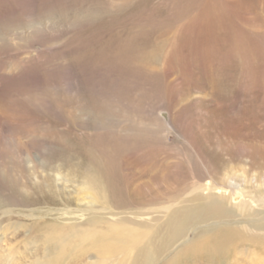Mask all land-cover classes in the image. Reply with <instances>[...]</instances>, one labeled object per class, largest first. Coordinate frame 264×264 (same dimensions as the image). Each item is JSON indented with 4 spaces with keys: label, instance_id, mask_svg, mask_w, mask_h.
I'll list each match as a JSON object with an SVG mask.
<instances>
[{
    "label": "rangeland",
    "instance_id": "1",
    "mask_svg": "<svg viewBox=\"0 0 264 264\" xmlns=\"http://www.w3.org/2000/svg\"><path fill=\"white\" fill-rule=\"evenodd\" d=\"M262 183L264 0H0V264H258Z\"/></svg>",
    "mask_w": 264,
    "mask_h": 264
},
{
    "label": "bare ground",
    "instance_id": "2",
    "mask_svg": "<svg viewBox=\"0 0 264 264\" xmlns=\"http://www.w3.org/2000/svg\"><path fill=\"white\" fill-rule=\"evenodd\" d=\"M151 56V55H150ZM156 56V55H155ZM152 58V57H151ZM150 58V59H151ZM154 58V57H153ZM155 58H157V57H155ZM154 60V59H153ZM152 61V60H151ZM169 65V64H168ZM148 66V65H147ZM156 70V69H155ZM161 70V69H160ZM204 175V174H203ZM227 178H228V176H226ZM209 180V179H208ZM217 183V182H216ZM221 184H222V182H221ZM237 184V183H236ZM263 185H264V183H262ZM81 185V184H80ZM88 185V184H87ZM219 185V184H218ZM86 186V185H85ZM240 186V185H239ZM82 188V187H81ZM86 188H88L87 186H86ZM92 190V189H91ZM91 190L89 191V192H91ZM165 191V190H164ZM190 193V192H189ZM188 193V194H189ZM191 193L192 194H195V195H199V196H202L203 197V200L205 201L206 200V202L208 201L209 202V206L210 205H213V204H215V202H213V199L214 198H218V199H223L224 201H226L227 200V202L229 203V205L230 206H232V207H237V209H240L241 207H246L247 206V204H248V202L246 201V197H247V192H245V190L243 189V188H241V187H233L232 188V185H230V187H228V188H226V187H222V186H217V185H212V184H210V183H205V184H203V185H199V186H197L196 188H194L193 190H191ZM190 193V194H191ZM94 194H95V192H94ZM88 195V194H87ZM89 196H91V195H89ZM92 197V196H91ZM91 199V198H90ZM93 199V198H92ZM263 199H264V197H263ZM94 201V200H93ZM218 202V201H217ZM94 203V202H93ZM249 204H251L252 205V202H249ZM92 205V204H91ZM207 206V205H206ZM229 206V207H230ZM164 207V206H163ZM162 207V208H163ZM161 208V209H162ZM166 208V207H165ZM168 208H169V206H168ZM167 208V209H168ZM159 209V208H158ZM170 209H171V207H170ZM185 209V208H184ZM188 209V208H187ZM203 209H205V208H203ZM188 211H189V209H188ZM204 211V210H203ZM202 211V212H203ZM165 212V211H164ZM89 214V213H88ZM174 214V213H173ZM189 216V215H188ZM168 218H169V216H167ZM190 217V216H189ZM194 217H196V215L194 216ZM262 217V216H261ZM260 217V218H261ZM176 218V217H175ZM170 219V218H169ZM195 219V218H194ZM166 220V219H165ZM200 220V219H199ZM197 221V220H196ZM193 221H191V222H189V225H193V223H192ZM259 221H257V223H258ZM170 223V222H169ZM167 224V223H166ZM195 224V223H194ZM167 226H168V224H167ZM261 227H263L262 226V223H261V226H260V224H258V225H256V223H253L252 221H250L249 223H243V225H242V228L240 229L242 232H244L245 234H238V233H240L239 231H238V229L236 230V229H234V230H228V231H226V233H225V236L226 237H221L220 236V234L221 233H218V238L219 239H221V241L219 242L218 240H216V239H206L210 234H208L207 235V237H205L204 239L206 240L205 242H204V245H206V246H208L212 251H215V253H210V254H212V255H210V256H212V257H216V258H218V259H220V257L222 258V256H225L226 255V250H230V247L231 248H243V245H253L252 244V242H250L249 241V234L251 233L250 232V230H255V231H257V230H259V231H261L262 232V230H263V228H261ZM112 231H113V233H118V232H120V231H123V229H122V227H119L117 224H113L112 225ZM141 230V229H140ZM143 231V230H142ZM146 231V230H145ZM233 231H235L236 232V234L237 235H239V237L238 238H234V236L235 235H233V234H230L229 232H232L233 233ZM125 232V231H124ZM139 232V231H138ZM144 232V231H143ZM140 233V235H142V236H145L146 234H147V232L146 233ZM180 232V229H178V227L175 229V234H178ZM258 232V231H257ZM65 234V233H64ZM68 234V233H67ZM121 235H122V233H120ZM128 234V233H127ZM212 234V233H211ZM252 234V233H251ZM253 234H254V232H253ZM129 235H131V232L129 233ZM206 235V234H205ZM222 235H224V234H222ZM135 236V235H134ZM128 235H127V237H118V238H116V240H115V242H114V244H115V248L113 247L114 246V244L112 245L111 244V246L115 249V251H118V249H125L126 247H128L130 244H133V242L135 243L136 241H137V238L135 239H133V241L131 242V240H130V238L128 239ZM211 238V237H210ZM75 240V239H74ZM149 240V239H148ZM207 240L208 241H210V243H207ZM211 240H214V241H217L218 243L216 244V245H213L212 243H211ZM254 245H256V244H254ZM230 246V247H229ZM258 246V245H257ZM264 246V245H263ZM262 247V246H261ZM246 249V248H245ZM250 249V248H249ZM261 251V250H260ZM114 252V251H113ZM221 252V253H220ZM245 251L242 249L241 250V252H236V253H234V255H233V257H235V258H237L238 256H243V254L245 255V253H244ZM255 252V253H254ZM259 253V252H258ZM258 253H257V248L256 247H254V250L252 249V250H249V251H246V254H247V256H250L249 258L250 259H253V258H255L256 259V263H258V264H264V257L262 256V255H258ZM108 255H110L111 253L109 252V253H107ZM108 255H105V257H108ZM201 255H203V257L204 256H207V255H205V254H203V253H201ZM184 257V256H183ZM107 259V258H106ZM254 262V261H253ZM208 263H209V261H208ZM215 264V263H214ZM218 264V263H217Z\"/></svg>",
    "mask_w": 264,
    "mask_h": 264
}]
</instances>
